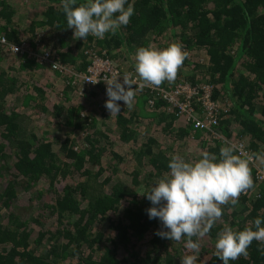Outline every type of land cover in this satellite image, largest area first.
<instances>
[{"label": "trees", "instance_id": "trees-1", "mask_svg": "<svg viewBox=\"0 0 264 264\" xmlns=\"http://www.w3.org/2000/svg\"><path fill=\"white\" fill-rule=\"evenodd\" d=\"M129 2L134 14L126 26L82 40L67 27L61 0H0V264H180L192 254L186 238L158 236L166 229L148 218L152 205L143 195L169 172L170 157L218 156L228 145L223 139L264 157V0ZM35 38L40 46L27 48ZM172 43L187 57L176 79L159 87L189 83L197 97L209 86L218 104L211 130L193 129L164 100L149 104L147 90L135 94L131 110L110 115L105 85L80 82L95 57L135 76L138 47ZM42 50L73 74L39 64ZM26 54V62L4 67ZM252 179L254 187L235 206H222L206 236L192 238L201 246L198 264H222L208 247L225 223L243 230L264 219V183ZM229 264H264V243L253 240L248 255Z\"/></svg>", "mask_w": 264, "mask_h": 264}, {"label": "clouds", "instance_id": "clouds-1", "mask_svg": "<svg viewBox=\"0 0 264 264\" xmlns=\"http://www.w3.org/2000/svg\"><path fill=\"white\" fill-rule=\"evenodd\" d=\"M61 6L73 38L82 40L89 35L103 39L106 33L115 34L134 14V5L129 0H84L79 4L77 0H61ZM186 57L179 43L159 49L141 46L133 54L135 76L126 73L87 81L92 84L104 81L108 97L105 108L110 115H118L121 112L118 101L131 110L134 88L142 90L148 85L159 87L165 81L173 82ZM118 77H122V82ZM237 151L235 145L228 144L220 148L218 156L202 150L199 158L191 161L174 154L168 161L169 172L144 192L152 205L146 210L148 218L158 219L166 229L156 234L176 242L186 238L184 246L192 254L183 256L180 264H198L201 246L198 239L192 238L206 236L223 215L222 206H235L241 193L254 187L249 167L253 157L243 158ZM259 159L264 164V157ZM253 240L264 243V219L255 218L243 230L225 223L215 242V256L222 264L246 257Z\"/></svg>", "mask_w": 264, "mask_h": 264}, {"label": "built area", "instance_id": "built-area-1", "mask_svg": "<svg viewBox=\"0 0 264 264\" xmlns=\"http://www.w3.org/2000/svg\"><path fill=\"white\" fill-rule=\"evenodd\" d=\"M0 42L5 43V40L1 38ZM9 48L14 53L15 52L24 53L25 51L23 46H17L14 44H9ZM55 60L57 59L53 57L51 51L49 50H42L41 53L38 54L36 57V61L39 64L47 63L53 71L56 70L57 73L59 74L72 73L69 70L67 71L65 68H63L60 64H58V62H55ZM126 73H131V72H126ZM116 75H120L117 66H115L108 59L95 57L92 63L90 64V66L88 67L87 72L80 74L79 78H80V82L84 84L82 86L88 87V86L97 85L98 83H103L105 85L103 80H100V82L96 84H92L91 82L87 81L89 79L113 78ZM118 79H120L122 82V77H118ZM139 83L140 81H137V85H139ZM202 89H203L202 95L197 97H195L197 94L196 88L190 85L189 83H185V82L178 83L173 88H160V87H154L148 85L145 86L142 90H147L151 94L152 93L154 94V98L149 99L148 101L149 104H153L155 98L164 100L169 104L168 105L169 108H177L178 113H180L183 116L185 115L186 116L185 120L192 125L193 129L202 130L206 128V130H211V128L214 127L218 121L217 120L218 104L210 99L209 86L207 85L202 86ZM133 90L135 91V94H139L141 92V89L138 86ZM79 94L81 95L82 91H80ZM103 94L104 96L107 97L106 85L103 88ZM194 97L195 100H198V102L201 103L200 105L201 109L199 108V106L195 107L193 105L191 99ZM178 98L181 99L179 100ZM222 142H224L225 144L235 145L236 148L238 149L236 154L240 155L243 158H247L249 156L253 157V159L249 163V167H251L253 171L252 178L254 177L257 183H264V164L260 163V160H258L256 156L246 148V145L243 141L223 139Z\"/></svg>", "mask_w": 264, "mask_h": 264}, {"label": "rangeland", "instance_id": "rangeland-1", "mask_svg": "<svg viewBox=\"0 0 264 264\" xmlns=\"http://www.w3.org/2000/svg\"><path fill=\"white\" fill-rule=\"evenodd\" d=\"M40 34V33H39ZM29 42V43H28ZM26 43H27V48H32V49H34V48H38L40 45H39V41H38V38H35V39H33V40H31V41H26ZM34 46V47H33ZM19 55H21V54H19ZM30 56H32V54H26L25 56H23V57H21V56H18L19 58H16V57H14V58H12L11 60H8V62L6 63V64H4V67L5 68H9L11 65H13V64H16V63H18V62H21V63H24V62H26L27 60L26 59H28ZM8 72H10V73H12L11 71H8ZM42 73L44 74V70L42 71ZM40 80H43V79H45V78H43V77H41V78H39ZM124 108H126L125 107V104L123 103V105L122 106H120V111L121 110H123ZM96 118H98V114H99V111L98 110H96ZM114 116V115H113ZM212 246H215V242L214 241H212V244H210L209 245V247H208V249L210 250L211 249V247ZM208 250V252H210Z\"/></svg>", "mask_w": 264, "mask_h": 264}]
</instances>
